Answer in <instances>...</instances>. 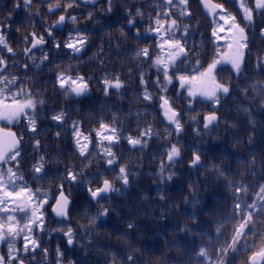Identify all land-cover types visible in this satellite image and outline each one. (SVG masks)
<instances>
[{"label":"trees","instance_id":"16d2710c","mask_svg":"<svg viewBox=\"0 0 264 264\" xmlns=\"http://www.w3.org/2000/svg\"><path fill=\"white\" fill-rule=\"evenodd\" d=\"M61 1L63 12L52 13L50 4L41 0H31L27 6L25 0H0V32L13 49L9 53L0 45V58L6 62L0 79L15 77L7 87L0 83L7 97L4 102L11 104L13 96L20 103L29 98L36 102L34 111L25 110L27 115L0 119V127L14 130L22 144L17 160L0 166V173L7 184V168L12 167L23 177L15 180L16 185L26 183L33 193L31 201L26 196L7 198L10 211L0 212V222L13 215L23 227L32 209L46 200L37 212L42 228L31 224L30 234L0 241L4 264L18 263L9 256V243L19 250L12 255L24 264H248L252 255L264 251V210L260 209L264 194L259 192L264 186V66H258L264 65V9H256L255 0H213L245 29L248 47L242 50L241 72L236 74L223 57L234 52L237 31L228 39L220 37L215 24L203 15L199 0H188L190 15H180L185 6H176V0L173 5H166V0H113L111 11L108 0L88 6ZM244 8L252 9L251 23L244 18ZM61 15L66 17L65 28L48 38L46 32ZM172 19L177 27L170 29ZM32 34L47 40V45L26 56ZM84 38L82 46L76 43ZM170 38L180 40L187 59L182 54L169 62L174 49L164 42ZM69 43L81 51L65 47ZM143 48H148V56L137 57ZM157 57L168 63L170 83L160 70L164 65L156 66ZM215 59L221 62L213 75L229 86V93L218 94L219 104L200 95L190 97V85L181 87L179 77H199ZM61 74L83 77L87 91L79 96L68 92L57 79ZM116 78L122 84L119 89L104 84ZM145 92L150 100L144 99ZM164 100L178 113L182 126L178 135L174 125L165 123ZM60 113L63 119L54 120ZM213 113L220 121L205 130L204 118ZM31 119L36 121L35 132L29 127ZM74 123L82 134L81 143L88 145L83 154ZM101 124L108 129L97 135ZM149 128L150 136L141 139ZM129 138L141 143L133 145ZM173 144L181 154L170 163L167 152ZM106 149L113 155H106ZM194 153L201 161L191 168ZM113 157L109 165L107 160ZM41 163L42 171L34 172ZM121 167L128 174L127 185L119 178ZM69 171L77 174L75 181L65 179ZM105 180L119 191L93 204L88 190L100 188ZM239 185L247 192H237ZM7 190L13 191L11 185ZM61 191L72 201L67 223L56 221L51 212ZM237 202L240 209L235 208ZM245 204L256 206L246 224ZM104 209L107 215H100ZM241 224L245 226L236 236ZM69 228L72 249L65 235ZM25 235L39 245L35 251H23ZM201 248L208 252L206 257L199 255Z\"/></svg>","mask_w":264,"mask_h":264},{"label":"snow or ice","instance_id":"6c2138e0","mask_svg":"<svg viewBox=\"0 0 264 264\" xmlns=\"http://www.w3.org/2000/svg\"><path fill=\"white\" fill-rule=\"evenodd\" d=\"M93 2H95V0H93ZM113 0H108V11H111V5H112ZM31 3V0H25V5L27 6L28 4ZM188 4V0H176V6H185L183 8H181L180 11V15H190V12H187L186 6ZM166 5H173V0H166ZM59 6V2L57 0L56 4H50L49 6V11H52L54 8ZM72 5L69 3L67 5V7H71ZM243 6V5H241ZM214 14H215V9L217 8H223V5L220 4H216V5H212L211 6ZM255 8L256 9H264V0H255ZM141 13L139 11H137V15H140ZM91 15V14H89ZM165 16H168V13H165ZM244 18L251 23L252 19H253V13H252V9L250 8H244ZM219 19L224 20L226 23H228L229 21H232V26L231 28H229V31L231 32L232 29H236L237 31V36L234 38V43L236 45L234 52H230V53H226L225 56L223 57L224 61L227 63H230L232 68L234 69L236 74H239L241 72V65L243 62V49L247 48L248 45L246 43L247 41V36L245 35V29L240 27L239 24L234 23L235 21V17H230V16H226V15H220ZM65 20V17L62 15L59 17V21L58 23H62ZM71 20L73 22H75L76 17H71ZM133 24V20L130 19L129 20V25ZM156 24L157 25H161V21L160 19L156 20ZM177 27V21L172 19L170 21V29L176 28ZM155 31H160V28H156L154 29ZM221 30H223L221 28ZM167 34V32H166ZM184 34H187V28H184ZM35 34H33L34 36ZM50 35V33H49ZM213 35H216V33L214 32ZM262 35H264V32H262ZM86 42V38L78 40L76 43H79L81 46ZM42 43L41 39H35L34 43L32 44V47H36L37 44ZM165 44H167L171 49H174V51L169 55L168 60L169 62H174L175 59L177 57H179L180 55L184 54L185 58L187 59L186 53H185V48L184 46L181 44L180 40L178 39H174V38H170L169 40L164 42ZM0 45H3L7 51L9 53L13 52V49L7 44L6 38L3 35L2 32H0ZM57 47H59V45H56ZM65 47H69V48H73L75 52H79L81 51V47H77L76 44L74 43H69L66 44ZM161 47L163 48L164 45L162 44ZM227 47L229 49L233 48V43H229L227 45ZM30 49H25V53L29 52ZM148 48H143L140 51H138L136 53L137 57H141V56H148ZM44 59H47V56H44ZM221 62V59H215L212 63H210L207 67V69L204 72H199V77L197 76H192V77H185V76H180L179 80L181 81V87H183L184 83H188L190 85V87L188 88V95L190 97H195L197 95H200L204 98H206L207 100L212 101L213 104H219V96L218 94H223V95H227L229 93V86L226 84H222L217 82L215 76L213 75L214 70L216 68V65L218 63ZM197 64H199V60L196 61ZM155 64L158 67V69H160V65L163 64V68L160 69L161 71H163L164 76H165V80L167 82H171V77L168 75V63H166L165 61L161 60L159 57H157V59L155 60ZM258 66H264V65H258ZM6 67V62L3 60V58H0V72L3 71V69ZM60 86L63 88L65 86H67V91L70 93H73L77 96L82 95L84 92L87 91V84L86 82L83 81V77H78L77 79H73L71 76H64L63 74L59 75L57 77ZM15 81V77H13V79L11 81H9L7 79V77H4L3 79H0V83H3L5 85V87H7V85L9 83H14ZM104 84L108 87H115L117 89H119L120 87H122L121 82L119 81V78H116L115 81H110V80H105ZM106 92H107V87H106ZM18 95V93L16 94ZM0 97H4V99H0V119H7V120H12L14 118H16L18 115L20 114H24L27 115V112L25 111L26 109L29 110H35L36 108V102L29 98L27 99L25 102L20 103L19 101H17L15 99V96H13L12 98V103L8 104L5 103L4 100L7 99V97L5 96V91L4 88H0ZM144 99L146 100H150L151 96L149 93L145 92L144 93ZM39 103H43V101H39ZM164 105H168V101L164 100ZM63 113H60L56 116L53 117L54 120L60 121L63 119ZM165 115L167 116L168 120L171 121L174 124V131L177 133V135L182 131V126L179 122V120L177 119L178 117V113H176L174 110H172L171 108H167L165 111ZM206 122L204 124V127L207 128L210 124H212L214 121L217 120V117L215 116V114L210 115L208 117L205 118ZM29 127L31 128V130L33 132L36 131V121L34 119H31L29 121ZM73 128L75 129L74 132V136L76 137V143L79 147V151L81 152V154H83L86 149H87V143H81V137L82 134L80 133L79 129H78V125L77 124H73ZM108 126L101 124V132H98L97 135H102L103 134V130H107ZM113 134L115 133V129H112ZM151 133V129L149 128L148 130H146L144 133L141 134V139L144 136H150ZM8 137H10V139H2L0 138V163H7L10 161H15L17 160V157L20 156V150H19V143L20 140L15 138V135L13 133H8L7 134ZM57 135H59V133H57ZM105 139H109L111 140L112 137L111 136H105ZM22 139V137H21ZM141 139H131L129 138V143L136 145V144H140L141 143ZM83 140H87V137H83ZM36 145L39 146V141H36ZM106 155L108 156H112L113 154L111 153L110 150L106 149L105 150ZM180 149L173 144L170 149L167 152V160L171 163L174 162L176 160V158L180 157ZM41 160H43V157H41ZM114 157L113 159H109L107 160V163L109 165H111L113 163ZM201 161V156L199 154L194 153L193 155V159H192V166H197L199 165ZM19 162L17 161V164ZM215 167V166H214ZM43 169V164H39L38 166H34L33 171L34 172H41ZM163 171V169H162ZM218 171H220L218 169ZM120 179L122 180L124 185H127L129 182L128 179V174L126 173V170L124 167L120 168ZM220 174L223 175V172L220 171ZM19 179L21 181H23V177L22 176H17V172H15L13 170L12 167L7 168V184L5 183V178H4V174L0 173V192H3L4 195L2 197H0V205H4L3 207H0V212H9V208L6 206L10 201L7 198H12V197H20V196H24L26 195V199L31 201L32 199V195L33 193L28 189L27 184H23V186L18 187L15 183V180ZM65 179H68L69 182L75 181L77 179V174L72 173L71 171L68 172L67 177H65ZM168 180L172 179V175H169L167 177ZM231 184V182H230ZM8 185H11L13 191H8ZM62 187V185H61ZM247 188L244 187L243 185H239L236 187V191L240 192V191H244L247 192ZM111 191H119L118 189H114L111 185V183L108 180H105L103 182V186L101 188L92 190L89 189L90 195L95 198L97 196H99L101 193H108ZM259 192L261 194H264V186H260L259 188ZM261 200H264V195H261ZM46 202V200H42L41 204L36 205L33 209H32V216L29 217V220L27 223H25L23 225V227L19 226V223L15 220V217L13 215H7L5 218H3L2 222H0V241H4L6 238H11L12 240H14L17 236L20 235V233L22 232H27L28 234L31 233L32 229L30 227L31 224H36L37 227L42 228L43 225V221L40 215L37 214L38 209L40 207H42V204ZM68 198L67 196H65L63 194V192L61 191L60 193V199L56 201V207L54 208V211L56 213V215L58 216H66L67 215V206H68ZM235 208L236 209H240L241 208V203L237 202L235 204ZM244 208L247 209V220L245 221V224L250 221L252 219V215H253V210L256 208V206L253 205H248L245 204ZM261 210H264V204H261L260 206ZM11 211H15V209H12ZM108 210L104 209L100 215H107ZM96 218L93 217L91 220V223H95ZM244 224L240 225V228L237 230L236 232V236H240L242 233V230L244 228ZM133 227L132 224H129V228ZM217 231H219V229H217ZM65 235L67 236V242L69 245H71L73 243V234H72V229L69 228L67 230V232L65 233ZM233 243H235V239L233 240ZM31 244V249L29 248V245ZM39 245L37 244V242L35 240H30L28 238V235H25L24 237V248L23 251L24 252H28V251H35V248L38 247ZM8 248H9V256L11 259H17L18 260V264H24L22 259H18L17 256H13L12 253L14 252H18L19 250H17L15 248V245L12 243L8 244ZM59 251V250H57ZM199 255L202 257H206L208 255V252L204 249L201 248ZM258 255L260 256H264V251H261L260 253H258ZM129 259H131V257H129ZM0 264H4V258L3 256H0Z\"/></svg>","mask_w":264,"mask_h":264},{"label":"water","instance_id":"95a60500","mask_svg":"<svg viewBox=\"0 0 264 264\" xmlns=\"http://www.w3.org/2000/svg\"><path fill=\"white\" fill-rule=\"evenodd\" d=\"M199 3H200L201 10H202L203 14L209 19V21H210L211 23L214 22V18H215V16H216L217 13H219V12H223V8H222V9H221V8H217V9H215V14H214V12H213L211 6H212V5H216V3H214L212 0H199ZM58 21H59V20H58ZM58 21L52 26V29H53V30H63V29L65 28L66 18H65V20H64L62 23H58ZM229 26H230V23H227L226 28H228ZM49 33H50V35H49ZM48 36H49L50 38L53 36L52 31H48ZM31 39H32V43H31V46H30V48H29L30 51L28 52V54L34 52V51L37 50L39 47H44V46L46 45V42L42 41V43L37 44L36 47H32V44L34 43L35 39H38V38H37L35 35H34V36L31 35ZM4 70H5V68L3 69V71H4ZM3 71H2V72H3ZM2 72H0V73H2ZM163 109H164V111H166L167 106L163 105ZM211 115H213V114H211ZM208 116H210V115H208ZM208 116H207V117H208ZM215 116L217 117V120L214 121L212 124H210L207 128L204 127V129H209V128H211L212 126L217 125V124L219 123V116H218L217 114H215ZM165 122H166V124L169 125V126H170V125H173V123H172L171 121L168 120V118H167L166 115H165ZM205 122H206V119L204 120V123H205ZM8 133H13V134L15 135V138H16V139H19L18 136H17V134H16L14 131L0 128V138L5 139V140L10 139V137H8V135H7ZM20 148H21V142L19 143V150H20ZM4 164H5V163H0V166H2V165H4ZM199 164H200V163H199ZM195 167H196V166H192V168H195ZM102 186H103V185H102ZM63 194H64V193H63ZM110 194H111V192H108V193H106V194H105V193H101L99 196L93 198V197L90 195V192H89V190H88V196H89L90 200H91L94 204H96V203L99 201L100 197H108ZM64 195H65V194H64ZM65 196H66V195H65ZM67 198H68V197H67ZM59 199H60V195L57 197L56 201L59 200ZM56 201H55V203H54V205L52 206V209H51V211H52V213H53V215H54V219H55L56 221H65V222H68V221H69V212H70V209H71V207H72V202H71L70 199L68 198L69 203H68V206H67V209H66V211H67V215H66V216H58V215H56V213H55V211H54V208L56 207ZM73 244H74V241H73V243H72L71 245L68 244V246H69L70 248H72ZM248 263H249V264H263V263H264V256H260V255H258V254H254V255L249 259V262H248Z\"/></svg>","mask_w":264,"mask_h":264},{"label":"flooded vegetation","instance_id":"af4514ba","mask_svg":"<svg viewBox=\"0 0 264 264\" xmlns=\"http://www.w3.org/2000/svg\"><path fill=\"white\" fill-rule=\"evenodd\" d=\"M42 2H43V0H41ZM73 1H77V4L79 5L81 2H82V4H84V5H88L89 3H92L93 2V0H73ZM86 1H90V2H86ZM58 2H59V6L58 7H56V8H54L52 11H50V12H52V13H62L63 12V7H62V1L61 0H58ZM46 3H48V4H56L57 3V0H50V1H48V2H46Z\"/></svg>","mask_w":264,"mask_h":264},{"label":"rangeland","instance_id":"374dc122","mask_svg":"<svg viewBox=\"0 0 264 264\" xmlns=\"http://www.w3.org/2000/svg\"><path fill=\"white\" fill-rule=\"evenodd\" d=\"M216 23H217V30H218V32L227 31V30L224 29V23H225V21L219 19V16L216 17ZM221 28H222L223 30H221ZM233 30H234V29H233ZM233 30H232L231 32L228 31V35H227L226 39H228V38L230 37V34L233 32ZM168 57H169V56H168ZM2 196H3V193L0 192V197H2Z\"/></svg>","mask_w":264,"mask_h":264}]
</instances>
